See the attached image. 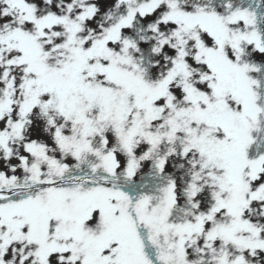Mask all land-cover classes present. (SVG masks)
Returning <instances> with one entry per match:
<instances>
[{
	"label": "snow or ice",
	"instance_id": "snow-or-ice-1",
	"mask_svg": "<svg viewBox=\"0 0 264 264\" xmlns=\"http://www.w3.org/2000/svg\"><path fill=\"white\" fill-rule=\"evenodd\" d=\"M0 264H264V0H0Z\"/></svg>",
	"mask_w": 264,
	"mask_h": 264
}]
</instances>
